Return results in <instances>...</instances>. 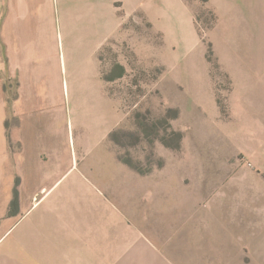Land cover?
Returning a JSON list of instances; mask_svg holds the SVG:
<instances>
[{
    "label": "crops",
    "instance_id": "crops-1",
    "mask_svg": "<svg viewBox=\"0 0 264 264\" xmlns=\"http://www.w3.org/2000/svg\"><path fill=\"white\" fill-rule=\"evenodd\" d=\"M61 3L0 0V264H264L255 190L231 212L182 211L159 181L146 190L118 159L114 134L128 124L123 0ZM197 3L152 4L156 21L166 13L170 40L182 16L189 22L185 53ZM207 4L218 17L251 20L252 0Z\"/></svg>",
    "mask_w": 264,
    "mask_h": 264
},
{
    "label": "rangeland",
    "instance_id": "rangeland-1",
    "mask_svg": "<svg viewBox=\"0 0 264 264\" xmlns=\"http://www.w3.org/2000/svg\"><path fill=\"white\" fill-rule=\"evenodd\" d=\"M132 1L123 0L119 13L129 71L128 124L114 134L118 159L139 170L146 190L159 181L182 211L231 212L255 190L263 213L264 0H252L246 21L218 17L207 0H194L196 41L188 53L183 16L170 40L171 23L166 13L155 20L154 0ZM152 223L146 219L145 228ZM243 253L252 260L248 248Z\"/></svg>",
    "mask_w": 264,
    "mask_h": 264
}]
</instances>
